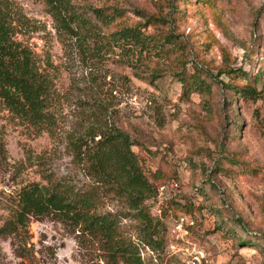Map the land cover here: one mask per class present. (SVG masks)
I'll list each match as a JSON object with an SVG mask.
<instances>
[{
	"label": "rangeland",
	"instance_id": "obj_1",
	"mask_svg": "<svg viewBox=\"0 0 264 264\" xmlns=\"http://www.w3.org/2000/svg\"><path fill=\"white\" fill-rule=\"evenodd\" d=\"M16 38L52 77L50 133L15 119L0 101V227L29 182L58 178L75 189L93 185L73 162L68 136L84 135L100 122L125 133L147 179L157 187L151 212L174 198L191 205L195 226L170 253L141 247L145 264H264V0H72L80 11L118 7L130 22L137 16H168V25L148 27L150 35L174 36L162 53L128 61L65 33L44 0H9ZM128 62L139 65H128ZM150 70L160 78L149 83ZM234 70V74L227 73ZM143 71V72H142ZM183 71L207 88L185 92ZM146 72V73H144ZM240 73L248 75L241 80ZM140 75H143L141 77ZM233 76L235 80L233 81ZM260 91L256 99L233 95L231 83ZM174 185H177L175 187ZM164 186L165 191L160 192ZM102 211L124 205L104 197ZM136 237L134 222L121 220ZM0 264H105L99 246L51 215L31 218L16 234L0 236Z\"/></svg>",
	"mask_w": 264,
	"mask_h": 264
},
{
	"label": "trees",
	"instance_id": "obj_2",
	"mask_svg": "<svg viewBox=\"0 0 264 264\" xmlns=\"http://www.w3.org/2000/svg\"><path fill=\"white\" fill-rule=\"evenodd\" d=\"M202 2L213 6L212 0ZM44 3L65 33L84 43L91 41L95 48L119 51L121 58L131 62L140 61L151 53H162L176 44L172 35L147 32L148 27L168 25L177 12L175 6L167 17H151L135 11L137 16L145 18L142 24L130 22L126 11L118 7L80 11L72 0H44ZM14 14L12 2L0 0V101L15 119L50 133L52 77L41 69L34 53L17 40ZM128 65L141 71L136 63L128 62ZM227 73L234 74V70ZM146 76L149 83L154 84L161 75L150 70ZM240 76L241 80L249 79L245 73ZM177 77L185 92H191L192 86L200 90L207 88L199 77L188 79L183 71ZM229 89L233 95L248 100L258 98L261 93L249 84L235 82ZM66 143L73 162L93 187L75 189L52 176H45V183H26L17 195L11 216L0 227V236L18 233L31 218L51 215L95 242L105 264H145L141 247L160 257L167 243L166 220L189 215L191 205L170 198L160 202L159 214H152L149 204L157 201V187L144 175L132 150L136 145L134 141L113 126L97 122L88 127L84 135L68 136ZM4 152L0 136V155ZM104 197L116 198L124 205V210L103 212ZM122 219L134 222L135 238L126 233Z\"/></svg>",
	"mask_w": 264,
	"mask_h": 264
},
{
	"label": "built area",
	"instance_id": "obj_3",
	"mask_svg": "<svg viewBox=\"0 0 264 264\" xmlns=\"http://www.w3.org/2000/svg\"><path fill=\"white\" fill-rule=\"evenodd\" d=\"M177 187V185H174ZM165 187H160V192H164ZM195 226V221L193 218H191L188 215H179L175 219H173V222L171 223V227L169 229V236L170 241L168 245V250L170 251L169 254L174 253L176 250V244L179 240L183 239V236H185L188 233V230ZM191 258L187 262L188 264H201V258L202 253L201 252H193L190 253Z\"/></svg>",
	"mask_w": 264,
	"mask_h": 264
}]
</instances>
